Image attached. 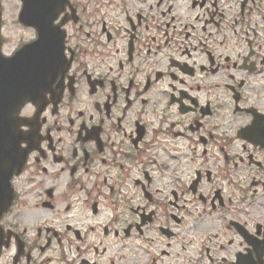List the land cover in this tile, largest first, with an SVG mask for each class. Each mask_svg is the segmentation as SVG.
<instances>
[{
    "label": "flooded vegetation",
    "instance_id": "af4514ba",
    "mask_svg": "<svg viewBox=\"0 0 264 264\" xmlns=\"http://www.w3.org/2000/svg\"><path fill=\"white\" fill-rule=\"evenodd\" d=\"M0 11L66 69L20 112L0 264H264V0Z\"/></svg>",
    "mask_w": 264,
    "mask_h": 264
},
{
    "label": "water",
    "instance_id": "95a60500",
    "mask_svg": "<svg viewBox=\"0 0 264 264\" xmlns=\"http://www.w3.org/2000/svg\"><path fill=\"white\" fill-rule=\"evenodd\" d=\"M46 42L48 40L41 33L36 41L6 57L1 51L0 34V219L13 199L11 178L21 171L27 157V152L21 148L27 135L20 132V127L30 121L23 120L20 111L29 101L38 106V92L48 91L53 76L66 70L62 69L64 56L61 52L54 54V46L42 51ZM3 245L0 227V251Z\"/></svg>",
    "mask_w": 264,
    "mask_h": 264
}]
</instances>
